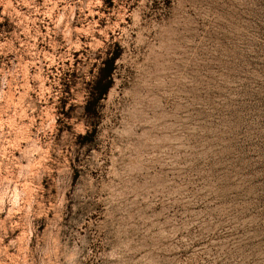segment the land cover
Here are the masks:
<instances>
[{
    "label": "rangeland",
    "instance_id": "374dc122",
    "mask_svg": "<svg viewBox=\"0 0 264 264\" xmlns=\"http://www.w3.org/2000/svg\"><path fill=\"white\" fill-rule=\"evenodd\" d=\"M0 264H264V0H0Z\"/></svg>",
    "mask_w": 264,
    "mask_h": 264
},
{
    "label": "trees",
    "instance_id": "16d2710c",
    "mask_svg": "<svg viewBox=\"0 0 264 264\" xmlns=\"http://www.w3.org/2000/svg\"><path fill=\"white\" fill-rule=\"evenodd\" d=\"M117 54H112L111 57L109 58V71L107 73V84H106V87L103 89V93L105 91H107L108 87L110 86V83H111V79H112V69L114 67V61L115 59L117 58Z\"/></svg>",
    "mask_w": 264,
    "mask_h": 264
}]
</instances>
